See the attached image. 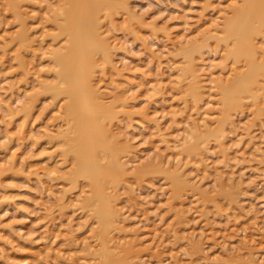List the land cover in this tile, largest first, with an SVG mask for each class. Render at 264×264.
<instances>
[{
	"label": "rangeland",
	"instance_id": "1",
	"mask_svg": "<svg viewBox=\"0 0 264 264\" xmlns=\"http://www.w3.org/2000/svg\"><path fill=\"white\" fill-rule=\"evenodd\" d=\"M49 1L0 0V264H101L103 237L97 235L99 224L89 206L98 184L79 174V166L74 168L79 165L71 151L76 134L62 108L65 101L43 87L46 81L59 83L60 68L49 53L65 41L52 40L58 30L49 11L56 0ZM109 3L113 13L107 17V10L101 12L99 25L100 31L109 32V49L115 55L110 52L112 63L96 69L93 82H99L94 85L99 99L115 117L103 125L110 152L99 151L98 158L107 166L114 153L127 172L98 189L108 198L114 219L110 244L117 252L111 261L264 264V93L255 100L244 95L243 103H236L221 92L236 71L250 70L227 54L225 46L231 41H222L220 33L240 0ZM123 3L140 21L122 11ZM21 30L34 48L21 49L19 61L12 39ZM253 44L260 67L256 79L264 87V35ZM196 83L192 94L189 88ZM218 171L224 176H217ZM174 178L180 188H174ZM195 245L200 247L196 250Z\"/></svg>",
	"mask_w": 264,
	"mask_h": 264
},
{
	"label": "bare ground",
	"instance_id": "2",
	"mask_svg": "<svg viewBox=\"0 0 264 264\" xmlns=\"http://www.w3.org/2000/svg\"><path fill=\"white\" fill-rule=\"evenodd\" d=\"M20 1V0H19ZM51 1V0H50ZM49 1V2H50ZM56 2V4H55ZM54 2V7L51 9L54 18H52L56 24H54L56 27V30H58L57 34L54 35V39H57V37H60L65 41H62L63 44L61 47H57L58 49L50 50L49 55L51 56V61L59 67V71L56 73L57 77L59 78V83L57 84H45L43 82V87L51 92L55 98H58L59 100H63L64 106L62 107L63 110L66 113V117L68 121H72L73 125L71 130H73L74 135L76 134L75 143L76 146L71 149V151L74 153L76 158L79 161V165L76 164L74 167L79 166L80 170L78 171L80 173H84L87 177L91 179L92 181L96 182L98 185L96 187L99 189V186L103 182H108L109 184H113L117 178L120 176H125L127 174L126 169L124 165L119 162V159L117 156H115L114 153H112V158L109 167H107L104 163L108 161H104V165H102L99 161L100 158H98V154L100 155V152H110V149L108 146V143L106 142V139L110 140V137H106V132L104 131V122L105 120H112V118L115 117V112L113 110H109L102 101L99 99L100 95L95 89V83L93 82V75L96 72V69H98L101 65L104 67L105 65L108 66L112 62H110V57L113 54L112 51L109 49L107 34L109 32H103L100 31V14L104 10H107V17L112 15L110 12L111 5L110 0H56ZM50 4V3H49ZM48 4V5H49ZM17 5V4H16ZM56 5V6H55ZM128 5V4H127ZM25 6V5H24ZM51 6V4H50ZM122 11L126 15H128L130 18L137 19L131 10L126 6V4H121ZM129 6V5H128ZM20 7V6H19ZM46 5L44 6V8ZM48 7V6H47ZM16 9L18 7L16 6ZM43 9V8H42ZM49 9V8H48ZM47 9V10H48ZM44 10V9H43ZM22 11V10H21ZM133 11V10H132ZM106 13V11H104ZM118 12V11H117ZM232 15L228 16V19H225V23L222 31L220 33L224 34L222 36V41L230 40V44L225 48L227 50V54L233 58V60L237 63L239 62H245V65L249 68V71L242 70V71H236V74L231 77H233L231 80V83H228L225 86L221 88L222 96L224 98L228 97L233 99L234 101L243 103V99H245L243 96H247V98H250L251 100L257 99L259 94L264 93V87L260 86L258 83V80L256 79L257 73L260 70V67L257 65V62L255 61V56L258 54L257 52V46L253 44V40H255L256 37H261L264 35V0H240L239 5L236 9H233V12H231ZM19 14V21L22 26H25L24 24V18L21 16V13ZM50 14V13H49ZM124 14V15H125ZM105 15V14H104ZM125 15V16H126ZM140 15V14H139ZM26 16V15H25ZM102 16V15H101ZM224 16V15H223ZM226 17V16H225ZM127 18V17H126ZM224 18V17H223ZM103 19V18H102ZM144 20V19H143ZM142 20V21H143ZM101 21V20H100ZM141 21V22H142ZM140 22V23H141ZM223 22V21H222ZM19 23V24H20ZM144 24V23H142ZM216 24V23H215ZM223 24V23H222ZM111 25V24H110ZM146 25V24H145ZM139 26V25H138ZM217 26V25H216ZM215 26V27H216ZM214 27V26H213ZM219 27V26H218ZM111 28V27H110ZM140 28V27H139ZM211 28V27H210ZM55 29V28H54ZM144 29V28H143ZM113 30V29H112ZM205 30V29H204ZM203 30V31H204ZM111 31V30H110ZM114 31V30H113ZM157 31V30H156ZM218 31V30H216ZM215 31L214 34L217 32ZM18 34L12 39V42L17 46L18 49V59L20 61V50L25 49L32 46L31 39L29 38L28 34L25 30H21L20 32H17ZM155 33V32H154ZM201 33V32H200ZM204 33V32H203ZM112 34V33H111ZM218 35V34H217ZM216 35V36H217ZM114 36V35H113ZM200 36V35H199ZM221 36V34L219 35ZM178 37V36H176ZM168 38V37H167ZM171 39V38H170ZM177 39V38H176ZM263 39V37H262ZM181 40V39H179ZM178 40V42H179ZM186 40V39H185ZM189 40V39H187ZM191 40V39H190ZM59 41V39H58ZM114 41V40H113ZM171 41V40H170ZM5 42V41H4ZM54 42H57L54 41ZM65 42V43H64ZM172 42V41H171ZM177 42V44H178ZM188 41L184 42L187 43ZM8 43V42H7ZM113 43V42H111ZM189 43V42H188ZM59 44V43H58ZM40 45V44H39ZM46 45V44H45ZM183 45V44H182ZM189 45V44H188ZM174 46V45H173ZM184 46V45H183ZM4 47V46H3ZM33 47V46H32ZM31 47V49H32ZM40 47V46H38ZM259 47V46H258ZM34 48V47H33ZM41 48V47H40ZM53 48V47H52ZM56 48V47H55ZM112 48V47H111ZM174 48V47H173ZM261 48V47H260ZM27 53L30 52V50ZM34 50V49H33ZM180 50V49H179ZM224 50V49H223ZM15 51V50H14ZM23 51V50H22ZM36 51V50H34ZM38 51H41L38 49ZM46 51V50H45ZM225 51V50H224ZM37 52V51H36ZM110 52L112 53L110 55ZM6 53V52H5ZM9 53V51H8ZM16 53V52H15ZM14 53V54H15ZM99 53L101 56H99ZM226 53V52H225ZM262 53V52H261ZM41 54V53H40ZM47 54V53H46ZM23 55V54H22ZM45 55V52H44ZM115 54H113L114 56ZM261 55V54H260ZM7 56V55H6ZM9 56V55H8ZM15 56V55H14ZM102 57V59L96 58ZM99 56V57H98ZM259 56V55H258ZM44 58V57H43ZM112 59V58H111ZM1 60V59H0ZM113 60V59H112ZM263 60V59H261ZM28 61V60H27ZM99 61V62H98ZM201 61V59H200ZM203 61V60H202ZM264 61V60H263ZM262 61V62H263ZM17 62V60H16ZM24 62V60H23ZM102 62V63H101ZM124 62V61H123ZM232 62V61H231ZM18 63V62H17ZM27 63V62H26ZM52 63V64H53ZM186 63V62H185ZM10 64V63H9ZM24 64V63H23ZM51 64V63H50ZM19 65V64H18ZM38 65V64H37ZM184 65V64H183ZM181 65V66H183ZM208 65V63H207ZM244 65V67H245ZM27 66V65H26ZM53 67V66H52ZM186 67V66H185ZM197 67V66H196ZM203 67V66H201ZM211 67V66H210ZM209 67V68H210ZM216 67V66H215ZM237 67V66H236ZM234 67V68H236ZM101 68V67H100ZM241 68V67H239ZM35 69V68H33ZM54 69V67H53ZM199 69V68H198ZM205 69V68H204ZM220 69V68H219ZM238 69V68H237ZM243 69V68H242ZM27 70V69H26ZM178 70V69H177ZM176 70V71H177ZM184 70V69H183ZM208 70V69H207ZM181 71V70H180ZM195 71V70H194ZM201 71V70H200ZM200 71H197L198 73ZM220 71V70H219ZM218 71V72H219ZM38 72V71H37ZM36 72V73H37ZM178 72V71H177ZM208 72V71H207ZM230 72H233L232 70ZM25 73V72H24ZM107 73V72H106ZM110 73V72H109ZM196 73V71L194 72ZM192 72V75H194ZM234 73V72H233ZM178 74V73H177ZM180 74V73H179ZM229 74V72H228ZM260 74V73H259ZM26 75V74H24ZM188 75V74H187ZM212 75V74H211ZM39 76V75H38ZM201 76V75H200ZM222 76V74H221ZM224 76V75H223ZM230 76V75H229ZM264 76V75H263ZM204 77V76H203ZM207 77V76H206ZM42 78V77H41ZM179 78V77H178ZM224 78V77H223ZM57 79V78H56ZM181 79V78H179ZM207 79V78H206ZM218 79V78H217ZM260 79V78H258ZM40 80V78H39ZM154 80V79H153ZM176 80V79H175ZM178 80V79H177ZM219 80V79H218ZM113 81V80H112ZM179 81V80H178ZM185 81V79H184ZM190 81V80H189ZM207 81V80H206ZM209 81V79H208ZM224 81V80H223ZM42 82V81H41ZM101 82V81H100ZM201 82V81H200ZM212 82V81H211ZM210 82V83H211ZM219 82V81H218ZM263 82V81H262ZM99 84V82H97ZM96 83V84H97ZM183 83V81H182ZM191 83V82H190ZM209 83V82H208ZM261 83V82H260ZM264 83V82H263ZM262 83V85H263ZM139 84V83H138ZM189 84V83H188ZM214 84V83H213ZM104 85V84H103ZM184 85V84H183ZM196 84H193L189 91L194 94L195 93V87ZM41 86V85H40ZM143 86V85H142ZM181 86V85H180ZM102 87V86H101ZM111 87V86H110ZM189 87V86H187ZM207 87V86H204ZM219 87V86H218ZM112 88V87H111ZM155 88V87H154ZM199 87L198 89H200ZM220 88V87H219ZM99 89V88H98ZM105 89V88H104ZM202 89V88H201ZM212 89V88H211ZM217 89V88H216ZM20 90V89H19ZM43 90V89H42ZM103 90V88H102ZM108 90V89H107ZM106 90V92H107ZM113 90V89H112ZM218 90V89H217ZM18 91V90H17ZM15 91V92H17ZM105 91V90H104ZM186 91V90H183ZM182 91V92H183ZM219 91V90H218ZM217 91V92H218ZM13 92V93H15ZM23 92V91H22ZM27 92V91H26ZM25 92V93H26ZM113 92V91H112ZM121 92V91H120ZM181 92V93H182ZM11 93V92H9ZM11 93V94H13ZM18 93V92H17ZM103 93V92H102ZM220 92H218V95ZM9 94V95H11ZM16 94V93H15ZM118 94V93H117ZM121 94V93H120ZM25 95V94H24ZM123 95V94H122ZM121 95V96H122ZM125 95V94H124ZM181 95V94H180ZM14 95V100L18 99L17 94ZM22 96V95H21ZM190 96V95H189ZM221 96V95H220ZM24 97V96H23ZM21 97V98H23ZM117 97V96H116ZM191 97V96H190ZM189 97V98H190ZM222 97V98H223ZM261 98V97H260ZM57 99V100H58ZM195 99V98H194ZM249 100V99H248ZM19 101V100H18ZM18 101L17 104H18ZM21 101V99H20ZM19 101V102H20ZM260 101V100H259ZM262 101V100H261ZM264 102V101H263ZM15 103V102H14ZM60 103V102H59ZM245 103V102H244ZM13 104V103H12ZM62 104V103H61ZM120 104V103H119ZM118 104V105H119ZM219 104V103H218ZM240 104V103H239ZM249 104V103H248ZM262 104V102H260ZM117 105V106H118ZM244 105V104H243ZM242 105V106H243ZM259 105V104H258ZM221 106V105H220ZM252 106V105H251ZM10 107V106H9ZM59 107V106H58ZM127 107V106H126ZM241 107V104H240ZM8 108V107H7ZM125 108V107H124ZM128 108V107H127ZM116 109V108H115ZM126 109V108H125ZM60 110V109H59ZM200 110V109H199ZM62 112V111H61ZM63 113V112H62ZM221 113V112H220ZM263 114V113H262ZM205 115V114H204ZM121 116V115H120ZM195 116V115H194ZM203 116V115H202ZM208 116V115H207ZM221 116V115H220ZM201 117V116H200ZM208 117H212L210 114ZM220 118V117H219ZM3 119V118H2ZM120 120V118H118ZM197 119V118H196ZM188 120V119H187ZM200 119L199 121H201ZM206 121V119H204ZM65 121V119H64ZM117 121V120H115ZM114 121V122H115ZM196 121V120H195ZM107 122V121H106ZM105 122V123H106ZM186 122V121H185ZM71 123V122H70ZM184 123V122H183ZM200 123V122H199ZM209 123V122H208ZM217 123V122H216ZM127 124V123H126ZM189 124V123H187ZM206 124V122H205ZM229 124V123H228ZM115 125V124H114ZM207 125V124H206ZM214 125V124H213ZM226 125V124H225ZM224 125V126H225ZM118 126V125H117ZM209 126V125H208ZM106 127V126H105ZM123 127V125H122ZM199 127V126H198ZM114 128H116L114 126ZM119 128V126H118ZM200 128V127H199ZM202 128V126H201ZM214 128V127H213ZM224 128V127H223ZM107 129V128H106ZM113 129V128H112ZM110 129V130H112ZM119 129V133H123ZM193 129V128H192ZM191 129V130H192ZM46 130V129H45ZM44 130V131H45ZM114 130V129H113ZM116 130V129H115ZM14 131V130H13ZM18 131V128H17ZM47 131V130H46ZM60 131V130H59ZM58 131V133H59ZM199 131V130H198ZM210 131V129H209ZM20 132V131H19ZM29 132V131H28ZM49 131H47L48 133ZM113 132V131H112ZM115 132V131H114ZM118 132V131H117ZM203 132V131H202ZM26 133V131L24 132ZM45 132H43L44 134ZM57 133V134H58ZM66 133V132H65ZM159 133V132H158ZM206 133V132H204ZM49 134V133H48ZM56 134V133H55ZM72 134V133H71ZM199 134H201L199 132ZM223 134V133H222ZM52 135V134H51ZM114 137H119V134H113ZM189 135V133H188ZM246 135V134H245ZM28 136L30 134L28 133ZM26 136V137H28ZM57 136V135H55ZM124 136V134L122 135ZM191 137V135H189ZM219 136H221L219 134ZM14 137V136H13ZM12 137V138H13ZM49 137V136H48ZM96 137V138H95ZM106 137V138H105ZM202 137V136H201ZM224 137V135L222 136ZM72 138V139H74ZM127 139V138H126ZM184 139V138H183ZM222 139V138H221ZM17 140V139H16ZM69 140V139H68ZM71 140V139H70ZM121 140V139H120ZM128 140V139H127ZM167 140V139H166ZM189 140V139H188ZM191 140V139H190ZM73 141V140H72ZM70 141V142H72ZM108 141V140H107ZM164 141V140H162ZM193 141V139H192ZM202 141V140H201ZM205 141V140H204ZM203 141V142H204ZM13 142V140H12ZM69 142V143H70ZM74 142V141H73ZM109 142V141H108ZM125 142V141H124ZM123 142V143H124ZM128 142V141H127ZM167 142V141H166ZM185 142V141H184ZM202 142V143H203ZM120 143V142H118ZM126 143V142H125ZM129 143V142H128ZM175 143V142H174ZM179 143V142H178ZM186 143V142H185ZM191 143V141H190ZM200 143V142H199ZM200 143V145L202 144ZM122 144V143H121ZM118 145V144H116ZM180 145V144H179ZM184 145V143H183ZM218 145V144H217ZM224 145V144H223ZM121 146V145H120ZM166 146V145H165ZM173 146V145H172ZM181 146V145H180ZM199 146V145H198ZM58 147V146H57ZM167 147V146H166ZM175 147V146H173ZM200 147V146H199ZM107 148V149H106ZM171 148V146H170ZM201 148V147H200ZM173 149V148H171ZM180 149V148H177ZM203 149V148H202ZM223 149V148H222ZM108 150V151H107ZM117 150V148H116ZM207 150V149H205ZM69 151V150H68ZM67 151V152H68ZM100 151V152H99ZM174 151V150H173ZM182 150H180L181 152ZM201 151V150H200ZM199 151V152H200ZM88 153V160L86 161V155L85 153ZM99 152V153H98ZM172 152V151H171ZM184 152V150H183ZM198 152V153H199ZM222 152V151H221ZM131 153V152H130ZM223 153V152H222ZM106 154V153H105ZM132 154V153H131ZM177 154V153H176ZM202 154V153H201ZM201 154H199L201 156ZM10 155V154H9ZM194 155V154H193ZM205 155V154H204ZM104 156V154H103ZM109 156V154H108ZM127 156V155H126ZM196 156V155H195ZM229 157V155H227ZM13 157V156H12ZM177 157V156H176ZM175 157V158H176ZM191 157V156H190ZM194 157V156H193ZM204 157V156H203ZM226 157L225 155L223 156ZM183 158V157H182ZM74 159V158H73ZM91 159V160H90ZM199 159V158H198ZM202 159V158H201ZM227 159V158H226ZM226 159H223L226 161ZM231 159V157H230ZM12 160V159H11ZM174 160V159H173ZM206 159H204L205 161ZM75 161V159H74ZM89 161V162H88ZM122 161V160H121ZM199 161V160H198ZM231 161V160H228ZM196 162V161H195ZM200 162V161H199ZM16 163V162H15ZM197 163V162H196ZM201 163V162H200ZM162 164V163H161ZM181 164V163H180ZM179 164V165H180ZM16 165V164H15ZM14 165V166H15ZM206 165V163H205ZM208 165V164H207ZM227 165V163H226ZM162 167V166H161ZM203 167V166H202ZM47 166L42 170L46 171ZM73 168V169H74ZM181 168V167H180ZM204 168V167H203ZM51 169V168H50ZM169 169V168H168ZM175 169V168H174ZM38 170H40L38 168ZM128 170V169H127ZM74 171V170H72ZM171 171V170H170ZM169 171V172H170ZM214 171V170H213ZM50 175L51 172L49 170L47 171ZM56 171H54L53 174H55ZM174 172V171H173ZM206 172V171H205ZM40 173V172H39ZM219 173V174H218ZM217 176H222L223 174L218 171ZM41 175V174H38ZM45 176V175H44ZM48 176V175H47ZM118 176V177H117ZM224 176V175H223ZM180 177V176H179ZM43 178V177H42ZM84 178V177H82ZM38 180V178H36ZM41 179V178H40ZM44 179V178H43ZM72 179V177H71ZM188 179V178H187ZM222 179V178H221ZM42 180V179H41ZM84 180V179H83ZM186 180V179H185ZM184 180V181H185ZM41 182L40 180H38ZM69 181V180H68ZM118 181V180H117ZM189 181V180H188ZM174 188L177 185V187L180 188L178 184H180L177 180V178H174ZM118 183V182H117ZM120 183V182H119ZM187 183V182H186ZM116 186V185H115ZM104 187V186H103ZM108 188V187H106ZM97 189V193L95 195V202L92 205V210L94 211V217L97 218V223L99 224V229L97 230L99 237H103V241L101 243V249H103V261L101 264H113L112 255H116L115 251V245H111V231L114 227L111 223V213L108 206V198L103 196L100 192L101 190ZM183 189V188H182ZM199 189V187H198ZM105 190V189H104ZM108 190V189H107ZM106 190V191H107ZM184 190V189H183ZM187 190V189H186ZM185 191V190H184ZM63 192V191H62ZM182 191H180L181 193ZM203 192V191H202ZM107 193V192H106ZM112 194V193H111ZM172 194V193H171ZM183 194V193H182ZM90 196V195H89ZM109 196V195H108ZM119 196V195H118ZM182 196V195H181ZM180 196V197H181ZM4 197V196H3ZM2 197V198H3ZM62 197V196H61ZM88 197V196H87ZM172 197V196H171ZM176 197V196H175ZM67 198V197H66ZM177 198V197H176ZM175 198V200H176ZM5 199V198H4ZM59 199V198H58ZM94 198H92L93 200ZM178 199V198H177ZM182 199V198H181ZM2 200V199H1ZM69 200V199H68ZM235 200V199H232ZM57 201V200H56ZM181 201V200H180ZM237 202V200H235ZM58 202V201H57ZM65 202V201H64ZM67 202V200H66ZM70 202V201H69ZM72 202V201H71ZM70 202V203H71ZM85 202V201H84ZM115 202V201H114ZM178 202V201H176ZM235 202V203H236ZM68 203V202H67ZM91 203V202H90ZM113 203V201H112ZM175 203V202H174ZM69 204V203H68ZM173 204V203H172ZM176 204V203H175ZM113 205V204H112ZM181 205V204H180ZM115 206V205H113ZM174 208L177 206H173ZM179 207V206H178ZM173 208V209H174ZM91 209V207H90ZM115 209V208H114ZM180 208H178L179 210ZM113 210V209H112ZM118 210V209H117ZM176 210V211H178ZM179 212V211H178ZM184 213V212H182ZM181 213V214H182ZM185 214V213H184ZM117 219V218H116ZM111 220V221H110ZM181 220V219H180ZM122 221V220H121ZM116 222V221H115ZM114 224H117L115 223ZM118 225V224H117ZM94 230V229H93ZM171 230V228H170ZM114 231V230H113ZM113 233V232H112ZM119 234H121L118 231ZM95 234V236H96ZM115 234V233H114ZM72 235V234H71ZM92 235V234H91ZM90 235V236H91ZM116 235V234H115ZM100 237V238H101ZM114 237V236H113ZM98 238V237H97ZM116 238V237H115ZM136 238V237H135ZM94 239V238H93ZM99 239V238H98ZM114 239V238H113ZM131 239V238H130ZM137 239V238H136ZM261 240V239H260ZM96 241V240H95ZM98 241V240H97ZM115 241V239L113 240ZM99 243V242H98ZM116 243V242H115ZM114 243V244H115ZM157 243V242H156ZM118 244V243H116ZM124 243H122L123 245ZM127 244V243H126ZM90 246V245H89ZM99 246V245H98ZM118 246V245H117ZM196 246V245H195ZM198 246V245H197ZM196 246V250H197ZM135 247V246H134ZM200 247V246H198ZM244 247V245H243ZM44 248V247H42ZM89 248V247H88ZM124 248V247H123ZM141 248V247H140ZM248 248V247H247ZM45 249V248H44ZM91 250V247L89 248ZM199 249V248H198ZM246 249V247H245ZM249 249V248H248ZM100 250V248H99ZM113 250L115 252H113ZM242 250V249H241ZM251 250V249H249ZM200 251V250H199ZM198 251V252H199ZM202 251V250H201ZM243 251V250H242ZM91 252V251H90ZM101 252V250H100ZM123 252V251H121ZM248 252V251H247ZM115 253V254H114ZM253 253V251H252ZM34 254V253H33ZM36 254V253H35ZM38 254V253H37ZM59 254V253H58ZM93 254V253H92ZM120 254V253H119ZM162 254V253H161ZM203 254V253H202ZM201 254V256H202ZM247 254V253H246ZM32 255V254H31ZM249 255V252H248ZM245 256V257H248ZM204 256V255H203ZM252 256V255H251ZM60 257V256H58ZM131 257V256H130ZM129 257V258H130ZM254 257V256H253ZM201 258V257H200ZM230 258V257H229ZM135 259V258H134ZM137 259V258H136ZM207 259V258H206ZM205 259V261H207ZM228 259V258H227ZM129 260V259H128ZM234 261V258L228 259ZM254 260V258H253ZM87 261V260H86ZM236 261V259H235ZM234 261V262H235ZM99 262V261H98ZM97 262V263H98ZM252 262V261H251ZM130 263V262H129ZM127 263V264H129ZM135 263V262H134ZM226 263V262H225ZM229 263V262H228ZM233 263V262H232ZM94 264V263H93ZM96 264V263H95ZM100 264V263H98ZM114 264H121L119 262H114ZM224 264V262H223ZM227 264V263H226ZM231 264V263H230Z\"/></svg>",
	"mask_w": 264,
	"mask_h": 264
}]
</instances>
